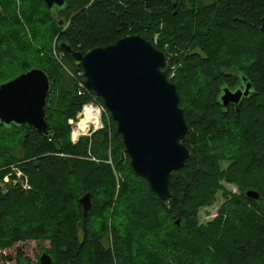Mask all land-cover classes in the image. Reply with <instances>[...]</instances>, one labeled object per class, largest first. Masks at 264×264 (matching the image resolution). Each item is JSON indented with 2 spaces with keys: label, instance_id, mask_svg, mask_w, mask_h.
Returning a JSON list of instances; mask_svg holds the SVG:
<instances>
[{
  "label": "trees",
  "instance_id": "1",
  "mask_svg": "<svg viewBox=\"0 0 264 264\" xmlns=\"http://www.w3.org/2000/svg\"><path fill=\"white\" fill-rule=\"evenodd\" d=\"M263 18L264 0H66L58 10L41 0H0V84L33 68L51 80L48 136L0 124V181L16 167L30 186L0 188L4 258L30 264L22 243L37 241L49 243L53 264H264ZM129 35L166 54L190 128L182 143L191 156L172 172L166 201L133 171L109 112L103 129L71 141L69 119L93 100L104 103L93 91L78 95L83 68L66 54L58 58L59 43L85 53ZM243 77L253 94L238 111L224 108L222 89L242 87ZM122 160L127 176L117 183ZM223 180L240 194L222 189ZM219 190L225 202L202 225L199 212ZM88 193L92 208L83 221L80 199Z\"/></svg>",
  "mask_w": 264,
  "mask_h": 264
},
{
  "label": "water",
  "instance_id": "2",
  "mask_svg": "<svg viewBox=\"0 0 264 264\" xmlns=\"http://www.w3.org/2000/svg\"><path fill=\"white\" fill-rule=\"evenodd\" d=\"M41 1L50 10L66 4V0ZM261 32L264 35V18ZM59 49L82 66L85 87L102 99L117 124L133 171L161 200H169L170 176L185 165L191 152L182 143L190 128L177 87L167 75L166 54L139 35L85 53L66 42H60ZM50 90V77L40 68L0 84V124L26 125L48 136L45 108ZM250 94L252 84L245 80V88H223L219 99L224 108L235 105L238 111ZM246 195L253 200L260 197L254 190ZM80 204L85 221L92 208L91 194L84 195ZM41 264H53L52 257L43 254Z\"/></svg>",
  "mask_w": 264,
  "mask_h": 264
},
{
  "label": "rangeland",
  "instance_id": "3",
  "mask_svg": "<svg viewBox=\"0 0 264 264\" xmlns=\"http://www.w3.org/2000/svg\"><path fill=\"white\" fill-rule=\"evenodd\" d=\"M158 38H159V35H156L155 36V42H157V44H158ZM244 43L245 44H243V47L245 48V46L247 45V43L246 42H244ZM167 47L169 49V44H165L164 47H163V49L165 51H167L168 50ZM261 49L263 50V47H261ZM54 54L57 56V51L56 50L54 51ZM169 59H171V64H170V66H171V75L170 76L173 78V77H175L177 75V68H178V64H176V53L170 54L169 55ZM1 62L4 63L3 60ZM64 62L67 63L66 60H64ZM243 64L244 65H247V61L245 60L243 62ZM65 69L67 70V72L71 76H73V75L75 76V74L72 72V69L71 68L69 69V66L66 65L65 66ZM78 95H79V90H78ZM98 104L100 105L99 107L102 110L103 117L104 116H108V111H106V113H104L105 111L101 107V106H104V105L101 104V103H99V102H98ZM81 112H82V110L80 111V113ZM103 117H102V120H103ZM69 120H71V119H69ZM77 121H80V118H78ZM68 124L70 125L69 121H68ZM109 125L111 126L110 123H109ZM79 127L81 128V126H79ZM82 129H84V128H82ZM72 130L73 129H72V126H71V135H72ZM122 162H123V164L120 166V169L116 172V175H115L116 182L117 183H119L120 179H124V177L127 176L126 170L128 168L124 164L125 163H128V162H127V160H122ZM228 165H229L228 162H222V167L224 169H226L228 167ZM12 172H14V171H12ZM13 180H14L13 178L9 177L8 183H6L5 180L3 179L2 181H0V188L4 192H6L8 189H10V188H12V187L15 186ZM221 185L223 187L222 189H227L228 191H230L232 193L240 194V190L238 189V187L235 184L228 183L226 180H223L221 182ZM224 202H225V199L223 198V190H219V192L216 195V200H215L214 204H212L211 206L204 207L199 212V222L202 225H208L209 223L213 222L215 220V218L218 216L219 210H220L221 206L224 204ZM109 237H110V240L112 241V236L109 235ZM22 244H23V249L25 251V254L23 255V260L24 259L29 260L30 264H41V257H42V255L45 254V253L48 254L45 251V249L49 247V243L48 242H44L43 243V242L32 241V242H26L25 244L24 243H22ZM22 244H20V245H22ZM5 256L6 255H4V253L2 254L1 253V250H0V264H19V263H16V262H12V261L6 260V258H4ZM24 263H28V262L26 260H24ZM114 264H120V262H118L117 259H114Z\"/></svg>",
  "mask_w": 264,
  "mask_h": 264
},
{
  "label": "built area",
  "instance_id": "4",
  "mask_svg": "<svg viewBox=\"0 0 264 264\" xmlns=\"http://www.w3.org/2000/svg\"><path fill=\"white\" fill-rule=\"evenodd\" d=\"M63 54H59L58 58L62 59ZM167 68H168V62H167ZM170 75H171V69H170ZM74 76V75H73ZM79 77H82L84 79V71H80L78 73ZM171 77V76H170ZM172 78V77H171ZM78 87H79V95H85L86 92H90L89 90L86 89L84 81L80 80L78 82ZM100 105L98 104V102L96 100H93L92 102H89L87 104H85L83 106L82 112L79 113L78 118H80V121H77V119H71L69 120L70 125L72 126V135H71V141L73 144H76L79 142L80 138L84 137V136H91L92 133H94L95 131L101 130L104 128V124L102 122V110L99 107ZM103 108V110L105 111L104 113H106V107L105 106H101ZM99 109V111H101L100 113V118H99V124L98 126H96V124L94 122L89 121L87 123L88 127L85 129H82L79 127V124L87 117V109ZM93 114V111H91L89 113V115L91 116ZM14 171V172H12ZM10 174L6 175V177L4 178L5 182L8 183L9 177L13 178V182L14 184H22V186L24 187V189L29 190L30 186L28 185V180L23 176L22 172H20L17 169L12 170ZM22 180V181H21Z\"/></svg>",
  "mask_w": 264,
  "mask_h": 264
},
{
  "label": "bare ground",
  "instance_id": "5",
  "mask_svg": "<svg viewBox=\"0 0 264 264\" xmlns=\"http://www.w3.org/2000/svg\"><path fill=\"white\" fill-rule=\"evenodd\" d=\"M91 111H93V114L90 116L89 113ZM86 112H87V117L80 123L79 126H81V128L85 129L88 127L87 123L89 121L94 122L96 124V126H98L101 111H99V109H93L92 110V109L88 108ZM14 169H17V168L15 167Z\"/></svg>",
  "mask_w": 264,
  "mask_h": 264
},
{
  "label": "flooded vegetation",
  "instance_id": "6",
  "mask_svg": "<svg viewBox=\"0 0 264 264\" xmlns=\"http://www.w3.org/2000/svg\"><path fill=\"white\" fill-rule=\"evenodd\" d=\"M261 26H262V25H261ZM241 84H242V85H241V86H242L241 89H242V88H245V78H242V83H241ZM5 177H6V176H5ZM5 177H4V178H5Z\"/></svg>",
  "mask_w": 264,
  "mask_h": 264
}]
</instances>
